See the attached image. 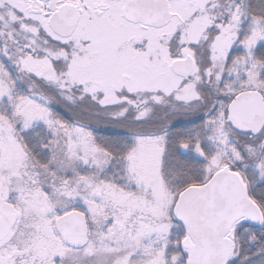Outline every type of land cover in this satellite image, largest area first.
<instances>
[{
    "label": "snow or ice",
    "instance_id": "1",
    "mask_svg": "<svg viewBox=\"0 0 264 264\" xmlns=\"http://www.w3.org/2000/svg\"><path fill=\"white\" fill-rule=\"evenodd\" d=\"M0 264H264V0H0Z\"/></svg>",
    "mask_w": 264,
    "mask_h": 264
}]
</instances>
